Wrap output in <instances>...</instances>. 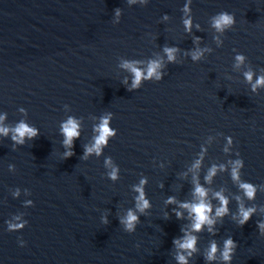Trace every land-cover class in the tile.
Listing matches in <instances>:
<instances>
[{
	"label": "water",
	"instance_id": "water-1",
	"mask_svg": "<svg viewBox=\"0 0 264 264\" xmlns=\"http://www.w3.org/2000/svg\"><path fill=\"white\" fill-rule=\"evenodd\" d=\"M261 78L264 0H0V264H264Z\"/></svg>",
	"mask_w": 264,
	"mask_h": 264
},
{
	"label": "clouds",
	"instance_id": "clouds-1",
	"mask_svg": "<svg viewBox=\"0 0 264 264\" xmlns=\"http://www.w3.org/2000/svg\"><path fill=\"white\" fill-rule=\"evenodd\" d=\"M187 23V22H186ZM232 23V17L224 14V15H221L217 20H216V23H215V26L217 27V29H221L223 25H226V24H230ZM166 51L168 52L169 54V59H172V49H166ZM237 59H242V57H238ZM128 66V65H126ZM158 65L156 64H153L149 67V70H148V75L151 76L153 74V72L155 71V68L157 67ZM132 71L136 74V77H137V81H139L140 79V76H141V73L135 69V68H132ZM249 75V78H250V74ZM257 83H264V78H261L260 80L257 81ZM77 129V124L72 121V120H69L68 123L64 126V132L67 136V140L65 141V143H70L71 142V138L73 137H76L78 136V132L76 131ZM0 132H7V129H0ZM16 133L20 136V137H23L26 133L29 135V136H33L35 135V130L33 129H29L26 125H23L21 124L17 129H16ZM110 130L109 128L107 127V121L104 122V124L101 126V135L97 138V141H96V145L94 147V149H88L89 152L95 150L97 152H99V146L102 144V143H105L106 142V137L108 135H110ZM13 139H16V137H13ZM70 155V153H69ZM112 175V178L115 179L116 178V173L115 171H113V173L111 174ZM197 191H200L201 194L203 195V192L202 190L200 189H197ZM248 195L251 196L252 195V191L249 190L248 192ZM148 206V202L146 200L143 201V204L140 205L141 209L143 207H147ZM194 211L195 213L197 214V223L194 225L195 229L199 230L200 227H201V224L205 221H207V223L211 224L212 221L210 219H208V216H207V212L210 211V209L208 208L207 205H204L203 203L197 205L194 207ZM226 211V209L224 208H221V209H217V215L220 216L222 215L224 212ZM252 209H249L247 211L245 210H242L241 211V216H242V219L240 220V224H244L247 222V220L250 218L251 216V213H252ZM137 220V217L135 215H133L131 212H129L128 214V217H127V226L128 228L131 230L132 227H133V223ZM264 227V226H262ZM232 244V241L229 240L226 242V250H225V253H224V259L225 260H228L229 259V251H230V245ZM193 245V241L192 240H188L185 242L184 245H182V247H185V248H191ZM213 251H215V245H213ZM182 261H183V257L180 258Z\"/></svg>",
	"mask_w": 264,
	"mask_h": 264
}]
</instances>
